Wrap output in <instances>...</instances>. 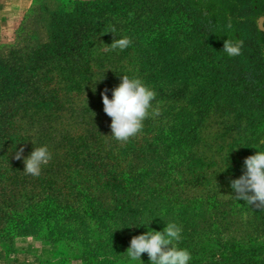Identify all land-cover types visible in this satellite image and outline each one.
Instances as JSON below:
<instances>
[{
  "label": "trees",
  "instance_id": "16d2710c",
  "mask_svg": "<svg viewBox=\"0 0 264 264\" xmlns=\"http://www.w3.org/2000/svg\"><path fill=\"white\" fill-rule=\"evenodd\" d=\"M10 4L0 0V243L56 246L51 264H141L126 250L153 219L182 228L191 264H264V205L230 187L264 148V0ZM113 28L131 38L125 50H111ZM228 37L241 55L222 52ZM122 75L150 86L160 110L124 142L101 95ZM41 145L52 159L25 174L15 152Z\"/></svg>",
  "mask_w": 264,
  "mask_h": 264
},
{
  "label": "clouds",
  "instance_id": "9594fccd",
  "mask_svg": "<svg viewBox=\"0 0 264 264\" xmlns=\"http://www.w3.org/2000/svg\"><path fill=\"white\" fill-rule=\"evenodd\" d=\"M115 32V28L109 32L115 36L110 44L111 50H125L132 44L130 37H117ZM242 48L243 40L228 37L224 41L222 52L229 57H235L242 54ZM101 95L104 112L111 117V136L117 141L129 140L143 129L144 121L150 115H160L159 108L154 112L150 111L156 98L155 91L139 77L122 75L120 84L112 89L111 99L107 90ZM254 148L257 149L256 153L245 158L243 174L231 180L230 187L234 193L231 196L237 201L258 207L264 205V148ZM23 153L24 148L20 147L15 152V158L23 159V172L34 177L40 176L44 165L52 159L47 145L34 146L27 157ZM152 221L153 219L136 226H143L147 230L131 239L126 250L130 261L144 264L141 256L147 253L148 264H191V252L180 246L182 228L175 222H166L162 230H154L150 227Z\"/></svg>",
  "mask_w": 264,
  "mask_h": 264
},
{
  "label": "crops",
  "instance_id": "0c3cea01",
  "mask_svg": "<svg viewBox=\"0 0 264 264\" xmlns=\"http://www.w3.org/2000/svg\"><path fill=\"white\" fill-rule=\"evenodd\" d=\"M10 2L11 4L21 2L20 5L25 3V1L17 0H10ZM16 248L17 255L9 264H41L42 260L53 258L57 253L56 247L30 237L20 239L16 243Z\"/></svg>",
  "mask_w": 264,
  "mask_h": 264
},
{
  "label": "rangeland",
  "instance_id": "374dc122",
  "mask_svg": "<svg viewBox=\"0 0 264 264\" xmlns=\"http://www.w3.org/2000/svg\"><path fill=\"white\" fill-rule=\"evenodd\" d=\"M17 1H25L24 5H20L21 2H18V3H13V4H10V8L12 10V14H17L19 12H23L25 10H27L33 0H17ZM23 3V2H22ZM82 99L80 98L78 100V104H81V101ZM219 126L216 125V124H213L212 127H211V130H210V138L211 140L213 141V138H214V141H215V138L217 137V132L219 131ZM217 139V138H216ZM216 142V145H218V143L220 142V139H217ZM221 143V142H220ZM216 159H219V157H217ZM27 237H30V238H33V239H36L34 237H31V236H27ZM22 238H26V237H21V238H18L13 244H4V243H0V264H9V262L12 260H14V258L16 257L17 255V248H16V243L22 239ZM38 240V239H36ZM40 241V240H38ZM42 242V241H40ZM43 243V242H42ZM4 244V245H3ZM6 245V246H5ZM53 246V245H52ZM8 248V252H6L5 248ZM56 247V246H54ZM57 249V247H56ZM5 255L7 257H5ZM54 258V257H53ZM53 258H50V259H45L44 263L43 264H51L53 261ZM8 262V263H7ZM72 264H81L80 262L76 261V262H73Z\"/></svg>",
  "mask_w": 264,
  "mask_h": 264
},
{
  "label": "water",
  "instance_id": "95a60500",
  "mask_svg": "<svg viewBox=\"0 0 264 264\" xmlns=\"http://www.w3.org/2000/svg\"><path fill=\"white\" fill-rule=\"evenodd\" d=\"M264 29V27H262Z\"/></svg>",
  "mask_w": 264,
  "mask_h": 264
}]
</instances>
